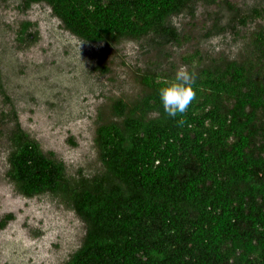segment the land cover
<instances>
[{
    "label": "trees",
    "instance_id": "16d2710c",
    "mask_svg": "<svg viewBox=\"0 0 264 264\" xmlns=\"http://www.w3.org/2000/svg\"><path fill=\"white\" fill-rule=\"evenodd\" d=\"M197 1L23 0L22 7L44 2L79 39L112 45L176 40L171 17ZM263 17L255 7L239 23ZM243 55L205 66L198 50L183 56L196 65L183 127L158 93V81L175 74L142 73L145 92L116 99L118 120L96 128L99 175L72 182L63 161L19 127L13 132L7 176L18 192L60 194L85 224L65 264H264V25ZM12 217L0 216V229Z\"/></svg>",
    "mask_w": 264,
    "mask_h": 264
},
{
    "label": "rangeland",
    "instance_id": "374dc122",
    "mask_svg": "<svg viewBox=\"0 0 264 264\" xmlns=\"http://www.w3.org/2000/svg\"><path fill=\"white\" fill-rule=\"evenodd\" d=\"M22 1L0 0V216H13L0 229V264H65L81 245L85 224L60 194L18 192L7 176L13 132L20 128L63 161L72 182L99 175L95 131L118 120L113 102L141 96L142 73L175 74L180 65L192 70L183 56L196 50L202 66L240 60L264 17L245 25L239 19L255 7L264 10V0H199L171 17L176 40L145 37L112 45L83 41L46 3L24 9Z\"/></svg>",
    "mask_w": 264,
    "mask_h": 264
},
{
    "label": "clouds",
    "instance_id": "9594fccd",
    "mask_svg": "<svg viewBox=\"0 0 264 264\" xmlns=\"http://www.w3.org/2000/svg\"><path fill=\"white\" fill-rule=\"evenodd\" d=\"M209 42L214 44L215 38ZM195 67L193 64L190 71L187 65H180L173 77L158 81L160 84L158 93L164 112L169 117H179L177 124L180 127L185 125V114L196 98Z\"/></svg>",
    "mask_w": 264,
    "mask_h": 264
}]
</instances>
